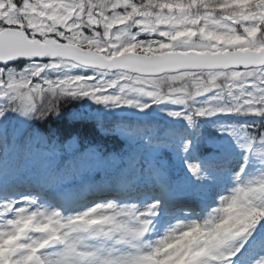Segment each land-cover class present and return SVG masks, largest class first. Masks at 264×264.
<instances>
[{
  "label": "snow or ice",
  "instance_id": "6c2138e0",
  "mask_svg": "<svg viewBox=\"0 0 264 264\" xmlns=\"http://www.w3.org/2000/svg\"><path fill=\"white\" fill-rule=\"evenodd\" d=\"M84 98L141 112L181 106L168 115L189 128L219 114L258 120L227 129L244 150L239 181L250 156L264 164V0H0V179L30 172L38 185L24 206L0 204V216L13 213L0 228V264H264V172L221 197L203 223L178 222L148 240L162 199L176 191L166 167L152 158L142 169L137 153L87 140L82 113L66 108ZM8 112L48 126L9 132ZM112 131L97 123L93 135ZM148 143L168 146L163 138ZM192 147L185 139L183 150ZM185 164L205 179L199 163ZM109 171L117 175L104 189L119 202L68 215L37 204L77 183L90 191L86 178ZM145 174L159 198L141 206L131 201Z\"/></svg>",
  "mask_w": 264,
  "mask_h": 264
},
{
  "label": "rangeland",
  "instance_id": "374dc122",
  "mask_svg": "<svg viewBox=\"0 0 264 264\" xmlns=\"http://www.w3.org/2000/svg\"><path fill=\"white\" fill-rule=\"evenodd\" d=\"M82 102L83 110L96 111L98 108L103 113L117 114L119 117L122 116H134L140 119L148 118L154 116L159 120L167 123H182L187 125L183 118H173L168 115L170 110H180L181 106L176 105H152L150 108L145 109L143 112L136 108L131 107H120V108H105L103 105L94 104L91 100L84 98L79 100ZM5 101L0 100V104ZM203 98L199 100V103H204ZM7 116L13 115L19 126L26 125L25 118L18 116L16 113H5ZM235 116V115H233ZM228 118L226 115L219 114L213 117L200 118L202 121L204 119H216L220 120L219 134L217 135L218 145L224 147V152L221 156L217 157L216 162L218 167L215 169L202 168L205 179L197 181V186L199 189L197 192L189 190L182 184L181 188L176 187V184L168 180V184L171 188L175 189V194L167 198L162 199L161 209L159 214L153 219L152 231L146 236V239L155 241L164 235L170 228L175 226L178 222L190 223L192 221H197L203 223L209 218L212 210L219 207L220 198L231 194V191L237 186L238 183H243L247 179L253 176L259 175L264 172V164L255 160V165L252 169H245L244 174L241 176L240 180L234 179V174L238 172L241 166L245 163L244 161V150L236 146L233 138L228 134L227 129L230 126L223 124L221 121ZM0 119H3L0 117ZM23 126V127H24ZM204 126V125H203ZM238 125H233V127ZM225 131H221V129ZM172 133L169 135V133ZM148 134V130L145 126L139 128L136 136H133L131 142L134 145L139 146L143 143L144 135ZM163 139L168 141V151L169 156L165 160L166 165L175 166V170L178 174L183 177L188 176L187 181H190V173L186 167L185 161L197 163L193 156L185 154L183 150V142L185 140L184 136L175 135L172 131L167 130L163 134ZM217 146V145H216ZM153 147L146 144L143 147V152L138 155L141 157V168L143 169L144 162L150 159L159 148H148ZM182 149V150H181ZM161 162L160 160H158ZM164 163V162H163ZM212 173H219L225 175L221 176L219 180H212L209 175ZM116 173L109 171L108 173H97L93 176L86 178V185H92V190L85 191L79 186V183L63 187L62 189L54 190L48 193L47 201L44 199H37V204H44L47 207H56L61 210L63 214L68 215L76 211H81L94 205L97 202H102L110 199H115L119 202L120 194L113 190L107 191L104 189V181L114 182ZM8 176L7 180L4 178ZM171 174H168V177ZM191 183V182H190ZM192 184V183H191ZM194 185V184H192ZM38 185L36 183L35 176L30 172H24L14 175L5 174L3 179H0V204L5 201L16 202L15 207H21L25 205L23 197L34 196L37 191ZM159 198V189L152 180H148V176L142 175L141 181L137 185L136 193L134 195L132 203L140 204L150 203L152 199ZM52 201V203H48ZM61 205H65L62 207ZM36 207V205H32ZM13 213H8L7 216H0V228L4 227V221L11 218ZM97 246H108L110 242L106 241H91ZM54 251V249L42 250L44 253H49Z\"/></svg>",
  "mask_w": 264,
  "mask_h": 264
},
{
  "label": "trees",
  "instance_id": "16d2710c",
  "mask_svg": "<svg viewBox=\"0 0 264 264\" xmlns=\"http://www.w3.org/2000/svg\"><path fill=\"white\" fill-rule=\"evenodd\" d=\"M82 102L79 100H73L71 103L66 105V108L70 111H79L83 115V119L78 121L82 130L86 134L87 140H93L95 143H99L105 152H119L123 154H127L130 152L134 153H142L143 147L146 144H149L148 141L152 139H161L163 137V133L167 130L172 131L175 135L184 136L185 139H191L193 142V147L185 154L193 156V158L201 165L202 168H205V163L209 159L217 160L219 156L224 152V147L218 145L217 135L219 134L220 120L216 119H201L197 120L196 126L194 128H189L188 125H184L182 123H167L163 122L154 117H148L144 119H140L134 116H122L119 117L117 114L112 113H103L99 110L89 111L82 109ZM10 117V123L8 124V131L11 132L14 128H30V129H40L43 130L47 128L48 124L38 120H28L26 125L19 126V123L16 122L13 115ZM224 121L221 122L230 127L233 125L240 124H252L259 123L258 120L254 118H245L239 116H227ZM2 120V119H0ZM59 123V122H57ZM97 123L102 124L105 128L114 129V131L110 132L107 135H93L96 130ZM204 125V126H203ZM56 124H53L55 127ZM142 126H145L148 130V134L144 135L143 143L139 144V146L134 145L131 141L133 136H136L137 131ZM217 145V146H216ZM148 148H155L148 147ZM182 150V149H181ZM168 151L170 148L161 147L153 156H150V159L155 158L156 160H160L161 163L165 166V160L169 156ZM164 162V163H163ZM245 164V163H244ZM243 164V165H244ZM255 165V159L251 156L249 157V162L245 169H252ZM175 168L167 169L168 174L170 173L169 180L176 184V187L182 186V184L187 185V180H184L183 177L177 175L174 171ZM209 172V169L208 171ZM221 176H225L219 173H212L209 175V178L212 180H219ZM148 180L149 177H148ZM194 186L195 190L199 189L197 186V181L194 178ZM193 187H190L192 191ZM196 192V191H195Z\"/></svg>",
  "mask_w": 264,
  "mask_h": 264
}]
</instances>
